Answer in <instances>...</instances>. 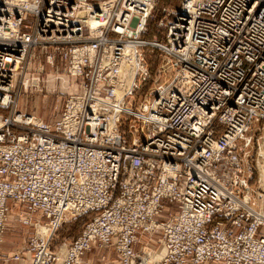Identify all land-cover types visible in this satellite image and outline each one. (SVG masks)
Returning a JSON list of instances; mask_svg holds the SVG:
<instances>
[{
    "label": "built area",
    "instance_id": "obj_1",
    "mask_svg": "<svg viewBox=\"0 0 264 264\" xmlns=\"http://www.w3.org/2000/svg\"><path fill=\"white\" fill-rule=\"evenodd\" d=\"M158 4L0 0V264L15 205L33 237L13 259L31 264L94 246L118 264H264V0ZM146 48L168 78L139 103ZM43 60L68 95L53 123L16 99L50 86ZM143 234L161 250H137Z\"/></svg>",
    "mask_w": 264,
    "mask_h": 264
},
{
    "label": "rangeland",
    "instance_id": "obj_2",
    "mask_svg": "<svg viewBox=\"0 0 264 264\" xmlns=\"http://www.w3.org/2000/svg\"><path fill=\"white\" fill-rule=\"evenodd\" d=\"M181 1L182 0H159L158 5H159V7H165V6L166 7L167 6L177 7L181 3ZM155 14H156L155 18H153V20H151V22L149 24V26H150L149 27V30H150L149 39H153L152 37L155 34L160 35L159 34L160 30L157 28V19H158V17H160V15H157L158 13H155ZM26 25H31V23L27 22ZM160 37H162V35H160ZM150 50H154V49H151V48L145 49V56H146V61L150 67L151 79L148 82L143 83L141 85L140 89L137 91L135 97L139 99V103L150 98L149 95L155 89V87L158 84H160L161 82H163L166 78H168L167 77L168 74L158 73L159 61L157 63L154 62V59L151 55L152 53L150 52ZM154 51H156V50H154ZM151 61H153L152 63H154V65L152 66L153 68H151V66H150ZM43 63H44V66L46 68V72L49 74L50 86L47 89H46V87H42V91L36 90V89H30V88L27 90H25V89L24 90L27 91L29 94L28 99H29V106H31V114H35L36 116L45 120L46 122L51 123V122L55 121L56 119H58V117L61 115V113L64 109V106H65L66 100L68 99V95H65L66 90L61 89L59 84L54 85L53 70L45 63V60H43ZM63 80L65 81V80H67V78L64 77ZM144 84H147V85L144 86ZM147 89H148V91H147ZM16 99H17V96H16ZM17 102H18V100H17ZM130 104H133V101H131ZM2 113L9 114L8 112H4V111L0 110V114H2ZM89 216H90V218H92V215H89ZM166 216H167V213H164V215H163V217H161V219L166 218ZM77 218H82V217H76V218L71 219L69 222L64 224V226L58 231V233L55 237L53 246L55 247V250L59 254H62L61 250L64 247H66L68 244L70 245V243L73 240H75L79 236V234L81 233V227L84 223V220L81 219L80 221H75V219H77ZM143 235H141L140 238ZM146 240L151 245L154 244L153 242L158 243L156 237L151 238L148 236V238ZM141 245L144 246V245H146V243H144V245H143V243L141 241H139L138 247L136 246V249L140 250L142 247ZM98 248H99L98 250L93 249L90 251V253L89 252H88V254L86 253L87 256L89 255L88 257L90 258V254H92V253L96 254L97 252H99V253L105 252L106 254H110L111 252L115 251L114 249H104V248H100V247H98ZM110 258H111L110 264H114L116 262L115 261L116 259H114L113 255H111ZM118 263H119V259H118V262H116V264H118ZM80 264H83V259H82Z\"/></svg>",
    "mask_w": 264,
    "mask_h": 264
},
{
    "label": "crops",
    "instance_id": "obj_3",
    "mask_svg": "<svg viewBox=\"0 0 264 264\" xmlns=\"http://www.w3.org/2000/svg\"><path fill=\"white\" fill-rule=\"evenodd\" d=\"M31 71V66L29 67ZM28 92L24 90L22 86H19L17 91V100H18V109L22 112L31 113V106H29V96ZM54 122V121H53ZM51 122V123H53ZM24 209L21 205H15L12 207V211L10 212V221L8 224V228L5 231L3 243L1 245V253L4 256V260L1 264H31V261L28 257L22 256L21 259L15 260L13 257L16 254H19L23 251V249L28 245L29 241L33 237V231L31 226H27L21 224L17 221V213L22 212ZM148 238L147 235H143L140 238V241L146 243L150 247H153L157 251H160L162 246L156 242L151 245L146 239ZM69 244L64 247L61 252L62 254L66 253ZM142 246V245H141ZM138 247V245H137ZM95 250L99 248L94 246ZM92 249V250H93ZM90 253V252H89ZM112 253V254H111ZM110 254H106L105 252H97L90 254V258L87 254L83 258V264H110V257L113 255L115 261L118 262V255L115 251L111 252ZM88 257V258H87ZM116 262L114 264H116Z\"/></svg>",
    "mask_w": 264,
    "mask_h": 264
},
{
    "label": "trees",
    "instance_id": "obj_4",
    "mask_svg": "<svg viewBox=\"0 0 264 264\" xmlns=\"http://www.w3.org/2000/svg\"><path fill=\"white\" fill-rule=\"evenodd\" d=\"M150 52L152 53L151 55H152V57H153V59H154V62H160V53L159 52H157V51H154V50H150ZM157 52V53H156ZM150 62V61H149ZM153 61H151V64H150V66H151V68H153L152 66L154 65V63H152ZM145 85H147V84H144V86ZM149 89V88H148ZM148 89H147V91H148ZM147 93V92H146ZM146 95V94H145ZM81 219H83L84 220V223H83V225H82V227H81V231H82V229H83V227L85 226V224L91 219L90 218V216L88 215V216H84V217H82V218H77V219H75V221H80Z\"/></svg>",
    "mask_w": 264,
    "mask_h": 264
}]
</instances>
